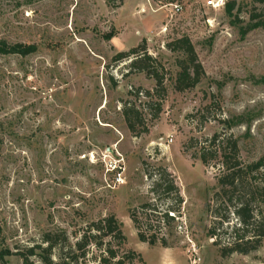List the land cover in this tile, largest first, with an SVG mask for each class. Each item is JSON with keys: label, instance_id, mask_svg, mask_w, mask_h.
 Listing matches in <instances>:
<instances>
[{"label": "rangeland", "instance_id": "obj_1", "mask_svg": "<svg viewBox=\"0 0 264 264\" xmlns=\"http://www.w3.org/2000/svg\"><path fill=\"white\" fill-rule=\"evenodd\" d=\"M177 9L161 0H123L120 8L108 0H0V41L38 49L27 57L0 55V253L9 252L7 264H23L18 254L48 233L67 234L66 252L110 215L122 225L124 249L142 257L135 264H264V239L247 255H221L236 224L231 217L222 226L221 215H213L221 159L204 166L192 158L222 132L238 141L244 163L264 155V6L187 0ZM183 36L204 77L178 92L183 56L167 45ZM142 44L164 70L160 93L146 74L129 73L131 61H112ZM127 102L143 114L147 134L129 131ZM239 116L244 124L221 123ZM159 168L184 200L170 223L159 218L175 203L162 193L158 199L149 175ZM148 203L157 219L149 217L155 209L137 211ZM132 210L141 224L160 225L155 246L139 240ZM100 254L91 248L79 264H96Z\"/></svg>", "mask_w": 264, "mask_h": 264}, {"label": "trees", "instance_id": "obj_2", "mask_svg": "<svg viewBox=\"0 0 264 264\" xmlns=\"http://www.w3.org/2000/svg\"><path fill=\"white\" fill-rule=\"evenodd\" d=\"M108 1L113 8H120L123 2V0ZM161 1L163 5H179L187 0ZM253 1L255 4L264 6V0ZM226 7L228 12L232 14L235 8L230 7L229 4H226ZM252 17L255 19V16ZM111 38L112 36L107 37V39ZM167 48L169 51L180 53L183 56L182 59L177 61L179 72L174 82L175 90L184 92L195 88L204 77V69L199 62L191 39L183 36L169 43ZM37 51L36 45L21 43L11 45L5 41H0V55L27 57ZM112 61L116 64L131 61L127 66L129 73L146 74L148 78L153 79L156 82V93H160L164 89V70L156 59L147 54L144 44L129 52L117 54ZM133 93L136 97L142 94L140 91ZM147 95L150 94L147 93ZM160 110L159 105L157 115H153L154 118L158 117ZM122 114L129 131L134 137L138 138L148 133L144 116L134 104L131 102L125 103ZM221 123L226 126V129H231L233 126L245 122L243 117L239 116L235 121L224 120ZM192 158L199 159L204 166H209L211 162L221 159L223 171L216 178L220 190L216 192L213 198L218 207L215 208L213 215L216 218H220L221 215L222 220L220 223L222 226L225 222H231V217H235L236 220V224L232 229V241L230 245L222 249L221 255L223 257L234 253L247 255L258 250L264 239V217L261 212V207L264 206V155L254 162L244 163L240 158L238 141L222 132L207 139L199 153ZM149 175L150 178L153 175L156 177L153 191L158 195V199L160 200V193H162L163 198L172 200L175 203V205L170 204L159 219L167 223L174 222L176 217L169 214L179 216L184 204L179 187L175 185L171 174L166 169L159 168L155 170L154 174L150 173ZM150 209H155L153 213L157 212L156 208L149 203L142 205L137 211L146 215ZM136 213V210H132L130 217L138 230L139 240L148 243L150 246H155L158 243L157 237H159L160 225L154 228L148 223L141 224ZM155 215V213L150 214L149 217L156 218ZM209 236L216 238V229L212 228L209 231ZM76 239V242L69 245L65 252L63 246L69 241L67 234L65 232H61V234L48 233L40 244L30 247L25 253L18 255L22 257L23 264H32V258L38 259L41 264H79L80 261H84L88 257L91 248H94L101 253L95 261L96 264H135L136 260L142 262V257L139 254L124 249L126 236L115 215L93 222L84 234ZM214 243L218 245L217 242ZM160 244L167 247L164 240H160ZM60 246H62V249ZM56 250H61L62 253H58L54 257ZM8 253H0V264H7L5 257L8 256Z\"/></svg>", "mask_w": 264, "mask_h": 264}, {"label": "built area", "instance_id": "obj_3", "mask_svg": "<svg viewBox=\"0 0 264 264\" xmlns=\"http://www.w3.org/2000/svg\"><path fill=\"white\" fill-rule=\"evenodd\" d=\"M213 1L215 2L216 0H213ZM222 2H223V0H222ZM174 6H175L176 9L179 7V5H174Z\"/></svg>", "mask_w": 264, "mask_h": 264}]
</instances>
